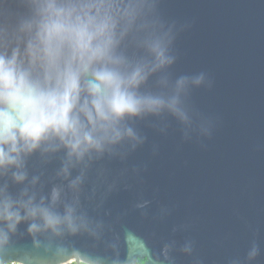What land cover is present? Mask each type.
I'll use <instances>...</instances> for the list:
<instances>
[{"label":"water","instance_id":"95a60500","mask_svg":"<svg viewBox=\"0 0 264 264\" xmlns=\"http://www.w3.org/2000/svg\"><path fill=\"white\" fill-rule=\"evenodd\" d=\"M154 7L174 35L175 62L164 74L205 77L182 98L188 122L167 112L129 120L136 139L72 169L73 179L83 170L75 192L57 175L62 150L29 157L37 191L62 188L89 227L34 239L22 223L10 259L59 264L62 248L101 264H264V0H154ZM25 11L24 0H0V19ZM126 50L140 54L130 41ZM160 75L144 90L160 91Z\"/></svg>","mask_w":264,"mask_h":264},{"label":"clouds","instance_id":"9594fccd","mask_svg":"<svg viewBox=\"0 0 264 264\" xmlns=\"http://www.w3.org/2000/svg\"><path fill=\"white\" fill-rule=\"evenodd\" d=\"M26 11L0 19V264L12 256V238L27 223L34 239L87 230L78 201L62 188L38 192L26 162L64 152L58 176L79 190L83 170L71 171L136 139L127 122L167 112L188 122L182 98L205 77L164 74L173 65L174 35L155 15L154 0H24ZM130 41L139 55H129ZM160 91L144 90L156 74ZM10 181V183H9ZM13 192L11 186H21ZM258 255L254 246L248 253ZM59 264H101L78 250H57Z\"/></svg>","mask_w":264,"mask_h":264},{"label":"trees","instance_id":"16d2710c","mask_svg":"<svg viewBox=\"0 0 264 264\" xmlns=\"http://www.w3.org/2000/svg\"><path fill=\"white\" fill-rule=\"evenodd\" d=\"M137 264H145L144 259H139V260L137 261Z\"/></svg>","mask_w":264,"mask_h":264}]
</instances>
